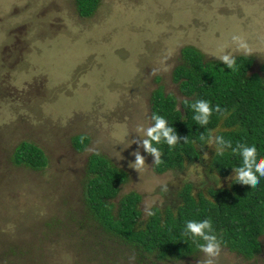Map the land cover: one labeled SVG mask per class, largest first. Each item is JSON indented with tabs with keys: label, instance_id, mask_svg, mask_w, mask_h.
<instances>
[{
	"label": "rangeland",
	"instance_id": "374dc122",
	"mask_svg": "<svg viewBox=\"0 0 264 264\" xmlns=\"http://www.w3.org/2000/svg\"><path fill=\"white\" fill-rule=\"evenodd\" d=\"M231 34L252 51L239 50ZM204 60L250 55L264 63V0H99L82 16L76 0H0V264H204L206 254L160 260L106 235L84 201L87 162L98 153L126 172L112 198L141 195L144 220L153 206L173 205L186 182L192 192L227 186L210 165L214 133L201 158L158 173L143 145L154 124L151 93L181 98L173 70L183 46ZM85 134L81 150L73 136ZM21 141L39 146V169L13 161ZM135 153L144 165L134 168ZM220 245L213 264H264Z\"/></svg>",
	"mask_w": 264,
	"mask_h": 264
},
{
	"label": "trees",
	"instance_id": "16d2710c",
	"mask_svg": "<svg viewBox=\"0 0 264 264\" xmlns=\"http://www.w3.org/2000/svg\"><path fill=\"white\" fill-rule=\"evenodd\" d=\"M98 1L76 0L78 13L91 15ZM181 56L182 62L174 67L172 75L181 98L178 100L161 88L151 93V116L154 113L163 116L166 127L177 136L172 146L163 139L158 144L152 142L160 150V163H154V170L162 173L199 160L206 150L209 131L211 135L214 133L216 145L210 165L222 177L234 172L240 164L239 151L233 152V147L238 149V142L253 143L257 156L264 155V63L260 71H251L253 58L241 54L235 56L233 70L220 60H204L202 53L190 45L182 47ZM198 99L207 100L214 109L204 125L193 119L190 107ZM217 136H223L226 142L218 143ZM88 141L85 134L72 138L79 150ZM13 161L39 169L45 166L46 156L36 144L21 141L13 152ZM87 171L84 201L91 219L106 235L118 238L128 248L160 260L193 256L199 249L184 236V225L187 220L205 218L211 221L220 245L229 250L249 258L262 247L259 236L264 230V177L254 186L233 179L227 186L196 192H192L193 184L186 182L173 205L153 206L152 214L142 220L138 208L141 195L136 191L123 194L114 209L112 198L126 178L124 170L105 156L93 153Z\"/></svg>",
	"mask_w": 264,
	"mask_h": 264
},
{
	"label": "clouds",
	"instance_id": "9594fccd",
	"mask_svg": "<svg viewBox=\"0 0 264 264\" xmlns=\"http://www.w3.org/2000/svg\"><path fill=\"white\" fill-rule=\"evenodd\" d=\"M230 40L244 53L248 54L252 51L247 41L241 36L231 34ZM219 59L223 60L229 69L235 70V56L231 55L229 52H224L222 55H219ZM190 107L193 109V119L201 125L209 122V117L214 111V109L209 106V102L205 99L196 100ZM216 109H218V106H216ZM152 119L155 123L143 129L146 138L142 140V143L144 147L153 154L154 163L159 164L160 150L158 147L153 146L152 142L158 144L163 139L167 145L172 146L176 144L177 136L172 132L170 127H166L167 121L163 116L154 113ZM201 139L204 140L205 137H201ZM212 139L211 131H209L206 142L211 143ZM215 139L218 143L226 142L223 136H217ZM185 141L186 143L188 142L187 138H185ZM238 144V149L233 147V152L239 151L240 164L233 169V179L246 181L249 186H254L258 183L260 177H264V155L257 156V149L253 143L238 142ZM217 153L221 154L219 149H217ZM144 163V158L138 153H135L134 168L138 169L142 167ZM148 214L151 215V211H149ZM183 232L186 239H191L198 249L206 254L204 264H213L212 257L219 251L220 242L213 230L211 221L207 218L201 220H187Z\"/></svg>",
	"mask_w": 264,
	"mask_h": 264
}]
</instances>
